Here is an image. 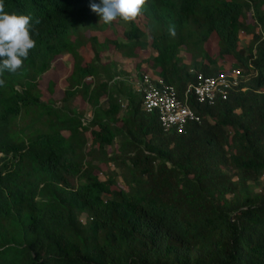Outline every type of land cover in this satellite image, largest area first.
<instances>
[{
  "label": "trees",
  "instance_id": "1",
  "mask_svg": "<svg viewBox=\"0 0 264 264\" xmlns=\"http://www.w3.org/2000/svg\"><path fill=\"white\" fill-rule=\"evenodd\" d=\"M92 2L3 0L31 17L35 48L0 74V264H264V0H146L106 46L97 34L125 21L103 24ZM104 47L153 53L141 63L181 96L232 57L247 91L191 99L201 123L166 133ZM63 55L74 65L57 107L39 82Z\"/></svg>",
  "mask_w": 264,
  "mask_h": 264
},
{
  "label": "built area",
  "instance_id": "2",
  "mask_svg": "<svg viewBox=\"0 0 264 264\" xmlns=\"http://www.w3.org/2000/svg\"><path fill=\"white\" fill-rule=\"evenodd\" d=\"M244 78L242 70L237 67L214 77L200 74L181 96L174 86L157 74L144 72L137 76L134 87L143 97L144 111L157 116L164 132L184 134L189 124H199L202 120L192 108L191 99L200 105L213 107L218 100L226 101L234 93L247 91L242 85Z\"/></svg>",
  "mask_w": 264,
  "mask_h": 264
},
{
  "label": "rangeland",
  "instance_id": "3",
  "mask_svg": "<svg viewBox=\"0 0 264 264\" xmlns=\"http://www.w3.org/2000/svg\"><path fill=\"white\" fill-rule=\"evenodd\" d=\"M142 23L145 24L144 19H141L140 24ZM127 29H129L128 22H125L116 25L115 28L111 31H108L106 33H98L97 35L100 42L104 43V45L106 46L105 41H107L108 39L111 40L118 39L121 41L123 32ZM241 39L242 40L240 46L244 48L245 46L248 45L250 39L247 38L245 35H242ZM217 48H218L217 40L214 38H212L206 45L207 52L214 58H216L218 54ZM152 55L153 53L147 52V53H142L138 60L127 59V58H123L120 54L114 52L113 49L107 50L104 47L102 53V61L105 64L116 63L119 70H122L126 75L129 76V82L134 86L137 80V73H138L136 71L137 65H142L141 69L144 71L152 72V70L150 69V65H147L146 63H141V61H143L144 59L148 57L151 58ZM188 60L189 57L184 58V61L188 62ZM219 64L223 67H226V70L235 67L234 66L235 61L232 57H226L224 60L219 61ZM73 65H74V61L72 57L69 55L60 56L54 61L51 70L47 74H45L39 82V88L42 93L43 101L55 104L57 107H60L62 105L63 95L68 87L67 80L72 74ZM122 77H124V74ZM88 83H92V80L91 79L88 80ZM70 106L76 108L79 112H81L84 115L85 122H88L90 120L91 109H89V107L82 101L80 97L74 99L73 102L70 103ZM87 137L89 138V143H90L91 142L90 136L87 135ZM106 171L107 168L103 167L104 175ZM82 219L85 220V217H83Z\"/></svg>",
  "mask_w": 264,
  "mask_h": 264
},
{
  "label": "clouds",
  "instance_id": "4",
  "mask_svg": "<svg viewBox=\"0 0 264 264\" xmlns=\"http://www.w3.org/2000/svg\"><path fill=\"white\" fill-rule=\"evenodd\" d=\"M145 3L146 0H99L98 3L92 2L90 7L99 16L100 22L111 25L118 19L134 21L141 15ZM30 23V16L7 13L3 0H0V74L16 73L35 48ZM4 84V80L0 79V87Z\"/></svg>",
  "mask_w": 264,
  "mask_h": 264
}]
</instances>
